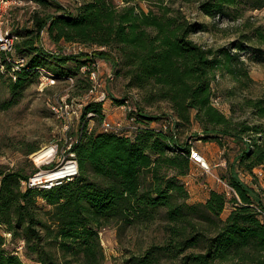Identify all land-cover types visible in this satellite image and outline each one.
Returning a JSON list of instances; mask_svg holds the SVG:
<instances>
[{"label": "trees", "instance_id": "obj_1", "mask_svg": "<svg viewBox=\"0 0 264 264\" xmlns=\"http://www.w3.org/2000/svg\"><path fill=\"white\" fill-rule=\"evenodd\" d=\"M31 1L53 11L36 10L31 29L13 31L21 37L14 49L24 64L12 71L11 63L4 64L2 72L14 78L8 76L9 96L0 101V110L19 103L25 88L39 81L41 68L56 80L72 76L79 94L87 91L90 59L85 53L44 51L38 42L40 30L46 29L55 46L80 42L94 47L97 57L110 61L114 77H125L127 87L140 92L148 105L165 101L168 119L174 120L163 129L159 117L137 106L128 113L135 125L130 133L88 130L89 120L100 123L105 117L100 102H88L70 147L77 174L50 187L23 186L36 168L1 164L0 264H102V228L147 222L161 214L167 238L131 256L132 264H264V187L244 183L237 173L254 176L255 167L264 170V96L231 100L253 82L246 61L264 60V28L251 27L214 47L191 37L209 30L207 23L162 0L147 1L146 8L137 0H73L74 10L53 0ZM186 1L217 21L229 18L243 2L264 8V0ZM216 75L234 83L225 93L229 115L212 104V98L224 96L213 89ZM196 125L194 139L223 147L226 139L233 140L229 172L219 177L238 198L211 188L202 202H187L181 178L191 169L194 148L189 135H181ZM38 149L30 146L25 154ZM17 243L23 258L15 253Z\"/></svg>", "mask_w": 264, "mask_h": 264}, {"label": "rangeland", "instance_id": "obj_2", "mask_svg": "<svg viewBox=\"0 0 264 264\" xmlns=\"http://www.w3.org/2000/svg\"><path fill=\"white\" fill-rule=\"evenodd\" d=\"M53 1L66 7V9L74 10L75 8L73 0ZM114 1L116 3L121 2V0ZM137 1L143 8H146L147 1L150 0ZM162 3L172 5L173 7H181L188 18L208 24L209 30L201 31L191 36L203 45L221 46L227 44L229 41L235 40L241 33L249 31L251 27L261 25L264 28V8L253 9L251 6L252 2L240 3L237 10H232L229 18H219L218 21L199 12L195 2H187L186 0H162ZM36 10L46 13L52 12L53 8L50 6L42 9V6L35 2L34 5L27 4L24 1L22 4L9 2L2 11V18L7 19L5 24L12 28V31L17 29H31L33 27L32 15ZM20 38L19 36L18 39ZM38 45L44 51L60 50L61 53L68 54L66 53L67 50L63 52L64 43L55 46L47 35H41ZM261 47L264 48V45ZM91 55L100 64V78L104 82L103 88L111 101V103L109 101L106 102L104 106L105 116L108 121H117L125 118V109L119 108L116 102L123 98L127 100V105L131 109L138 106L144 114L159 117V122H156L157 125L168 121L167 119L171 115V111L165 101H157L152 105L144 103L140 92L137 90L136 92L134 89L127 87L126 79L122 76H113L111 80L105 81L107 73H112L110 61L102 57H97L92 50ZM246 64L253 82L241 93L237 92L235 96L231 97L234 103L239 101L242 96L252 98L264 96V60H247ZM2 73L3 76L0 79V101L8 98L9 91L6 84L8 76L13 75V73ZM40 82L35 79L25 88L19 103L7 109L0 110V165L3 164L14 168L22 166L27 171L35 167L38 170L39 168L33 161V153L27 156L25 150L30 146H38L39 151L42 148L52 147L56 144L58 148L56 149V159L49 165L40 164V168L43 170H55L67 144L64 143L63 119L61 117L63 115L62 109H72L77 112L76 115L71 114L73 119L71 120L73 123L71 132L73 135H76L78 122L81 117L78 116L80 112L78 103L81 95L79 94L81 87L68 89V84L63 80H56L54 84L45 85H41ZM212 85L216 93H224V96L216 97L217 101L215 102V106L229 115L230 100L226 97L225 93L234 86V83L228 79V76H218ZM64 93L67 94L65 95L66 102L72 100V103H70L72 105H69V108L63 107L61 109L60 105H62V102L59 97ZM53 105L56 106L58 112L52 110L51 107ZM239 114L240 111L238 109L235 110L234 115L237 116ZM88 127L97 129L99 123L96 120H89ZM198 130L196 125L191 129L183 131L181 137L189 135L192 147L204 156L213 175L203 172L198 165L191 162L189 174L181 178L187 182V202L189 203L202 202L211 188L222 189L221 184L217 182L214 175L219 177L228 174V164L231 163L233 156H235L233 152L234 142L232 139H226L225 143L227 144L223 147L215 141L210 143V141L194 139L191 135H197ZM224 155H226L225 158L223 157ZM253 171L257 173L254 176L241 172L240 170L237 173L244 183L252 187H256V185L264 187V170L260 167H255ZM228 209L229 207L227 206L221 214L222 217L227 213ZM166 226L167 223L162 214L147 222L129 225L110 224L105 226L99 231V240L104 255L102 264H132L130 261L131 256L138 255L151 245L162 244L165 241L167 238ZM16 246L17 250L15 253L23 258L20 243H17ZM166 262L165 260L163 264H170Z\"/></svg>", "mask_w": 264, "mask_h": 264}, {"label": "built area", "instance_id": "obj_3", "mask_svg": "<svg viewBox=\"0 0 264 264\" xmlns=\"http://www.w3.org/2000/svg\"><path fill=\"white\" fill-rule=\"evenodd\" d=\"M23 1L27 4L34 5V2L31 0H0V71H3L4 64L6 62L12 64L11 71L17 70L20 66L24 64V58L17 56L15 54L14 44H15V41L18 39V36L12 31V28L6 26L5 23L7 19L2 18V13H3L2 11L5 8L7 3L16 2V3L22 4ZM45 30L46 29L40 30V37L41 35H47ZM93 49L94 47L87 46L83 43L81 44L80 42L64 43L63 52L67 50L66 53L68 54L85 53L86 57L90 59L91 66H90V70L88 71V78H89L90 84L88 88L86 89L87 91H85L79 97L80 98L79 103H78L79 104L78 106L80 108V112L78 115L79 117L81 116L82 107L88 102H100L103 107V110H105L104 106L106 102L109 101V103H111L107 92L103 88L104 82L100 78V74H99L100 64L91 55V50ZM81 70H84V68H81ZM39 72H40L39 81H41L40 82L41 85L55 83L56 79L51 77L50 76L51 74H49V72H47L44 68H41ZM11 76L12 78H14V75L11 74ZM106 76L107 77H105V81H109V79L111 80L113 78V73L109 72L107 73ZM215 78L217 79L218 75H216ZM63 81L68 84V89L73 88L74 77L68 76L65 79H63ZM65 95L67 94L64 93L63 95L59 97L62 102L61 103L62 105H60L61 109L63 107L69 108L68 106L72 105L70 104L72 103V100H70V102H66ZM216 101H217V98H212V104L215 105ZM118 105H119V108L125 109V112H126L125 118L122 120H117V121H111V120L108 121V119L105 116L102 119V121L99 123V127H98L99 129L104 130V131H113L116 133H122L123 135L125 133H130V131L135 128V125L133 123V117L132 116L128 117V113L131 111V108L130 106L127 105V100H125L122 104H118ZM51 108L52 110H54V112H58V109L56 108V106L53 105ZM62 110H63V115H61V117L63 119L62 129L64 132V139H65L64 143H67V144L64 148V153L61 159L56 165V169L52 171H48L49 169L43 170L42 168H40V164L49 165L52 161L56 159L57 157L56 149L58 148H57V145L55 144V146L50 147L52 151H50V153L47 156H45L41 162L35 163L33 159L35 165L39 169L36 170L31 176H29L27 181H22L21 184L23 186L29 185L32 187V186L40 185L42 187H50L53 184L59 183L62 179H69L73 175L77 174L78 165H77L76 159L74 158V154L70 150L71 144L75 140V135H73L71 132V128L73 126V123L71 121L73 120L71 117V114L73 113L74 115H76L77 112H75L72 109H62ZM91 115L92 113L88 112L86 114V117H91ZM173 120L174 118L171 117L170 119H168L169 122L164 123L161 126V128L165 129L167 126V123L172 126ZM91 128L92 127H88V130H90ZM35 152L33 154H35ZM190 159H191V162L195 163V165H198L203 172L212 174L211 169L206 159L198 150L191 149ZM55 172H60L58 173L59 175L58 177H55L54 179H50V180H47V179L41 180L42 179L41 177H43L47 173L51 174ZM258 173H260V171H258ZM188 174L189 172L185 176H187ZM254 174L256 175L257 173L254 172ZM214 177L217 180V182L221 184V187H222V189L220 190L216 189V190L223 192L226 195V197L235 196L236 198H238L235 190L233 189L232 186L228 184L227 181H224V179L216 175H214ZM182 181L187 188V182L185 180H182Z\"/></svg>", "mask_w": 264, "mask_h": 264}, {"label": "bare ground", "instance_id": "obj_4", "mask_svg": "<svg viewBox=\"0 0 264 264\" xmlns=\"http://www.w3.org/2000/svg\"><path fill=\"white\" fill-rule=\"evenodd\" d=\"M50 151H52L50 149V147H46V148H43V149L37 151L35 154H33V159H34L35 163L41 162L43 160V158L50 153ZM58 173H60V172H55V173H51V174L50 173H47L46 175H44L43 177H41L42 178L41 180L54 179L55 177H58L59 176Z\"/></svg>", "mask_w": 264, "mask_h": 264}, {"label": "crops", "instance_id": "obj_5", "mask_svg": "<svg viewBox=\"0 0 264 264\" xmlns=\"http://www.w3.org/2000/svg\"><path fill=\"white\" fill-rule=\"evenodd\" d=\"M104 112H105V110H104ZM210 143H213V142H210ZM218 152H220V150H218ZM240 178H241V177H240ZM207 195H208V192H207V194H206L205 198L207 197Z\"/></svg>", "mask_w": 264, "mask_h": 264}, {"label": "water", "instance_id": "obj_6", "mask_svg": "<svg viewBox=\"0 0 264 264\" xmlns=\"http://www.w3.org/2000/svg\"><path fill=\"white\" fill-rule=\"evenodd\" d=\"M36 153V152H35Z\"/></svg>", "mask_w": 264, "mask_h": 264}]
</instances>
